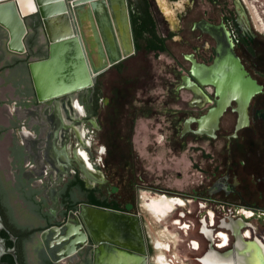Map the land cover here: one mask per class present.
Here are the masks:
<instances>
[{"label":"flooded vegetation","instance_id":"obj_1","mask_svg":"<svg viewBox=\"0 0 264 264\" xmlns=\"http://www.w3.org/2000/svg\"><path fill=\"white\" fill-rule=\"evenodd\" d=\"M147 1L163 39L157 42L164 43V49L146 47L147 38H142L133 54L97 74L89 86L48 100L37 99L28 68L30 61L47 57L39 17L25 19L30 18L27 26L33 35L24 38L22 55L7 52L5 35L0 36V212L20 236L29 235L24 242L25 264H89L88 246L59 260L62 244L51 245L42 233L64 224L79 203L95 200L144 219L143 209L119 205L128 202L129 185L144 190V211L157 221L169 217L182 232L169 243L152 238L145 228L150 263L169 264L163 252L153 251L170 244L184 252L183 245L194 237L196 247L184 253L185 260L264 264V246L257 241H264V23L252 14L257 12L253 3L257 0ZM204 22L228 39L244 80L254 86L246 101L248 95L243 101L237 96L240 100L228 102L214 130L207 116L221 96L213 84L201 85L190 74L193 63L208 68L216 55V40L199 28ZM161 23L164 34L159 33ZM184 28L189 29V39L180 36ZM168 40L189 46L183 53L187 66L176 86L186 93L178 143L189 151L180 158L190 171L179 189L175 182L154 175L163 165H153L162 158L156 149L147 152L152 142L143 120L151 116L141 114L135 105L142 90L138 83L145 76L137 73L128 79L122 66L141 52H166ZM203 118L206 121L199 126L197 119ZM194 146H199V155L190 152ZM116 171L122 172L120 184ZM16 243L17 237V250Z\"/></svg>","mask_w":264,"mask_h":264},{"label":"water","instance_id":"obj_2","mask_svg":"<svg viewBox=\"0 0 264 264\" xmlns=\"http://www.w3.org/2000/svg\"><path fill=\"white\" fill-rule=\"evenodd\" d=\"M32 1L36 11L23 15L18 0H0V28L5 32L7 52L22 55L26 52L24 38L29 30L25 19L34 14L39 17L42 36L47 41V57L28 64L39 101L89 86L97 74L136 51L128 0ZM199 28L217 42L211 66L205 68L193 63L190 71L197 83L213 84L221 96V101L207 116L214 130L228 102L248 95L244 98L246 101L254 86L244 80L231 45L218 28L207 22ZM197 121L201 126L206 118ZM145 228L137 213L81 202L72 217L60 227L46 229L42 239L50 238L51 245L62 244L57 253L59 260H68L78 249L88 246L89 264H151ZM0 229L13 243L12 247H6L0 237V257L10 254L15 264H19L14 245L16 237L1 215Z\"/></svg>","mask_w":264,"mask_h":264},{"label":"rangeland","instance_id":"obj_3","mask_svg":"<svg viewBox=\"0 0 264 264\" xmlns=\"http://www.w3.org/2000/svg\"><path fill=\"white\" fill-rule=\"evenodd\" d=\"M253 3L264 23V0H257ZM25 21L28 26L31 25L30 18ZM159 33H165V27L162 23L159 25ZM4 35V30L0 28V36ZM32 35L33 30L31 28L28 30L25 37L28 38ZM180 36H182L183 39H189V29L184 28ZM43 43L47 44L46 41ZM166 47V52L157 53L155 55L152 53L145 54L144 52L133 55L122 63V66L126 68L124 73H126L125 75L128 79H130V75L135 76L137 73L145 76L143 81L138 83L142 85V90L137 92L135 105L140 107L141 114L151 116V119L143 120V124H146L145 126L149 128L150 142H152L149 144L150 147H148L147 152L152 154V149H156L157 153L163 158L162 161L158 162L153 160V165L156 163V165H163L162 167L155 166V168L159 167L160 169L156 170L154 175L157 176V179L170 180L171 182H175V185L184 187L186 185V171L188 173L190 171H188V162L182 160L180 156L182 152H185L188 156L189 151L183 149L184 147L180 149L181 144L178 143V136L185 115L184 97L186 93L183 90L177 91L176 86L179 84L180 75L183 74V70L187 66V62L183 58V53L189 51V46L180 42L168 40L166 42ZM110 72H113V69ZM125 125L124 132L128 134L130 131V118ZM144 133L139 134L141 138ZM167 147H171L174 152H168ZM194 149L195 151L190 152L194 155H199L200 151H197L199 146ZM174 153L176 157L173 158L172 154ZM153 155L156 154L153 153ZM134 165L135 167L137 166L136 163H134ZM113 174L116 175L115 180L120 184L122 172L116 171ZM144 175H146V173ZM176 175L180 177L177 179H181L182 182L176 180ZM143 192L144 190L129 185V200L127 203L119 201V205L122 207L128 205L130 209L133 210L143 209V221L152 238H160L167 241L172 238V240L176 241V239L182 235L178 236L180 232L171 224L169 217L157 221L150 212L144 211ZM146 194L155 195L149 192ZM172 230H176L177 236L175 238L170 235ZM155 252H158V250H154L153 254H155Z\"/></svg>","mask_w":264,"mask_h":264},{"label":"trees","instance_id":"obj_4","mask_svg":"<svg viewBox=\"0 0 264 264\" xmlns=\"http://www.w3.org/2000/svg\"><path fill=\"white\" fill-rule=\"evenodd\" d=\"M128 5L130 9L131 23H132L136 48L138 49L139 47L138 40H141L142 38H147L146 47L163 50L164 43L157 42V39L159 37L156 28L154 26L152 17L150 16L148 1L128 0ZM159 39L163 41L162 38ZM30 45L32 46V42L30 43ZM92 203L100 206H107L105 203H101L98 200H95ZM0 215L3 221L5 222V225L10 229L12 234L17 237L16 254H17L18 262L20 264H25L24 242L29 238V235H27V237L26 235L20 236V233H18L17 230L9 224V222L2 216L1 212ZM0 237L4 239L6 247L13 246V243L10 241L8 234L2 229H0ZM0 264H15V261L10 254L5 253L0 257ZM48 264H52V263H48Z\"/></svg>","mask_w":264,"mask_h":264},{"label":"crops","instance_id":"obj_5","mask_svg":"<svg viewBox=\"0 0 264 264\" xmlns=\"http://www.w3.org/2000/svg\"><path fill=\"white\" fill-rule=\"evenodd\" d=\"M173 156L176 157V154L174 153ZM162 160H163V158H161V159L159 158V161H162ZM176 180L182 182L181 179H176ZM175 188H178L179 189L181 187L177 185ZM179 226H181V225H179ZM177 229L180 232L178 234V236L179 235H182V232L180 231V229L179 228H177ZM171 234L174 237H176L177 236L176 230H172ZM165 241H167V240H165ZM257 241H258V244H260V246H264V241L261 240V238H258ZM167 242H169V239H168ZM194 242L196 243L195 238L194 237H191L190 240H189V244H186L187 243L186 242L183 245L184 252L182 250L177 249V248H172L171 249L170 248V244H169V247L168 248H161V247H159L158 252H163L164 253V255L167 258L169 264H199L198 262H196L194 260H185L184 257H183L185 255L184 253H187L188 251L189 252H192V250L195 249L196 245L194 244ZM171 259L174 262H172ZM175 259L177 261H175Z\"/></svg>","mask_w":264,"mask_h":264},{"label":"bare ground","instance_id":"obj_6","mask_svg":"<svg viewBox=\"0 0 264 264\" xmlns=\"http://www.w3.org/2000/svg\"><path fill=\"white\" fill-rule=\"evenodd\" d=\"M18 6L23 15H26L30 11H36L35 4L32 0H18ZM252 14L256 21L258 20V18H261L258 12L254 11ZM262 26L264 27V24Z\"/></svg>","mask_w":264,"mask_h":264}]
</instances>
